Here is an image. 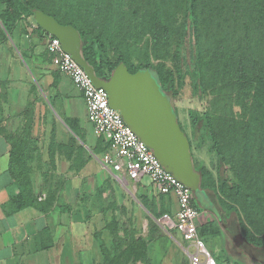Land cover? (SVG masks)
<instances>
[{
  "label": "trees",
  "instance_id": "1",
  "mask_svg": "<svg viewBox=\"0 0 264 264\" xmlns=\"http://www.w3.org/2000/svg\"><path fill=\"white\" fill-rule=\"evenodd\" d=\"M35 10L79 31L82 56L100 78L123 62L130 72L156 73L172 101L186 79L194 96L208 95L206 110L192 120L193 137L179 121L201 187L225 215H236L250 242L263 247L264 0H0V44L9 35L19 47L23 22ZM31 103L25 111L32 116ZM32 124L27 119L23 129L4 132L12 165L26 168L37 156L31 154L36 142L27 139ZM205 136L218 157L216 176L194 159ZM209 226L218 233L216 221H205L198 226L202 239ZM124 253L106 254V264H118Z\"/></svg>",
  "mask_w": 264,
  "mask_h": 264
},
{
  "label": "crops",
  "instance_id": "2",
  "mask_svg": "<svg viewBox=\"0 0 264 264\" xmlns=\"http://www.w3.org/2000/svg\"><path fill=\"white\" fill-rule=\"evenodd\" d=\"M23 24L17 34L20 46L8 37L0 49L10 50L15 59L10 58L22 74H28V92L31 82L36 84L37 95L43 98L37 111L50 115L33 119L39 156L29 159L25 168L11 164V145L4 135L23 129L22 108L14 110V96L12 102L0 104V264H106L110 248L104 250L96 238L107 237L111 224H142L144 214L152 216L153 210L175 215L177 200L172 194L158 193L149 178H121L103 165L106 144L96 136L79 90L52 64L47 35L36 28L33 16ZM17 49L21 55L16 57ZM13 70L0 65L3 95L9 84V91L14 87ZM218 212L224 225L207 210L199 211L198 217L199 227L213 220L218 225V233L211 226L203 232L217 263L263 264L253 255L264 257V245L249 240L236 245L232 234L242 233L236 215H225L219 208ZM179 239L190 264L191 246L181 235Z\"/></svg>",
  "mask_w": 264,
  "mask_h": 264
},
{
  "label": "water",
  "instance_id": "3",
  "mask_svg": "<svg viewBox=\"0 0 264 264\" xmlns=\"http://www.w3.org/2000/svg\"><path fill=\"white\" fill-rule=\"evenodd\" d=\"M33 19L37 26L59 39L62 49L84 69L95 86L107 92L109 105L120 112L125 123L152 150L162 167L190 188L194 197H199L200 206L224 225L215 196L201 187L202 176L194 167L189 138L181 128L177 110L157 74L150 69L130 72L120 62L108 78H100L82 56L81 35L75 27L61 24L41 10L33 12ZM232 236L238 246L243 242L249 244L241 232H234ZM253 256L264 264V257Z\"/></svg>",
  "mask_w": 264,
  "mask_h": 264
},
{
  "label": "built area",
  "instance_id": "4",
  "mask_svg": "<svg viewBox=\"0 0 264 264\" xmlns=\"http://www.w3.org/2000/svg\"><path fill=\"white\" fill-rule=\"evenodd\" d=\"M51 62L60 73L70 77L86 105L87 117L95 134L106 149L101 155L105 167L121 178L150 179L160 194H172L178 204L175 215L161 214L160 222L167 230H176L193 251L188 253L190 264H218L209 253L198 232L199 210L194 205L190 188L166 171L152 150L125 123L120 112L109 105L107 92L93 84L84 69L64 51L58 38L46 33Z\"/></svg>",
  "mask_w": 264,
  "mask_h": 264
},
{
  "label": "rangeland",
  "instance_id": "5",
  "mask_svg": "<svg viewBox=\"0 0 264 264\" xmlns=\"http://www.w3.org/2000/svg\"><path fill=\"white\" fill-rule=\"evenodd\" d=\"M20 22V20H19ZM9 37V35H8ZM3 36L0 34V41L3 40ZM21 52L19 49L16 50V57L17 54ZM15 59V56L12 54L10 50L0 49V65L2 64L4 70L9 68L10 70L14 68L15 70V84L14 87L9 91L11 85L6 88L7 91L6 95H3V89L0 92V104L14 102V110H19L22 108L21 112L25 120L27 119H35V118H46L49 117L48 111H46V116L41 115V112L37 111L36 106L38 105L39 108L42 104V97L37 95L36 84L31 82V93L28 92V74H22L20 68L16 66V61L12 60L11 58ZM14 65V67L12 66ZM13 70V72H14ZM22 78V79H21ZM28 93V94H27ZM13 97L11 101L10 98ZM208 95L206 98H200L199 96H194L192 94L191 86L189 84V80L186 79V83L183 86L182 90L178 93V95L173 99V104L177 110L178 120L187 131V133L192 136L193 127L191 125L192 120L196 114H201V112L205 111L208 105L207 102ZM29 102L31 103V109L33 111L32 116L26 112L25 110L28 108ZM39 103V104H37ZM44 113V111H43ZM49 114V115H48ZM32 130L28 131L27 139L31 142V146L36 142L38 145V136H33ZM27 134V133H26ZM24 136H20L18 138H23ZM201 142V147L193 149L194 159L203 163L209 170L212 171L213 175L216 176L217 170V163L218 157L215 152L209 150V137L205 136ZM34 143V146H36ZM39 148V147H38ZM32 150V149H31ZM35 152V153H34ZM32 152V156H39V152L35 149ZM36 154V155H35ZM28 157V153L26 154ZM228 176L233 178L230 171H228ZM146 179L147 177H143ZM133 192V191H132ZM199 196V195H198ZM201 201V199H200ZM195 204L198 206L200 212H203L204 209L200 206L199 197L195 198ZM163 211L156 210L150 216L149 214H144L143 218L144 221L142 224L139 222H132V223H119L118 225L111 224V229L105 231V238H96L97 245L102 246V248L108 249L110 248V252L107 254L111 256L113 253H122L125 252L123 255V259L118 264H189L188 258L186 253L183 250V242H181L180 233L174 230H167L163 227L162 223L160 222V217ZM146 215V216H145ZM171 234L175 238V242L170 237ZM169 235V236H168ZM136 241V244H135ZM205 245L210 253L214 254L212 248L207 244L206 239L204 238ZM185 248V247H184ZM190 250L193 251V248L190 247ZM217 259V258H216ZM218 260V259H217ZM124 262V263H123ZM220 264V261H218Z\"/></svg>",
  "mask_w": 264,
  "mask_h": 264
}]
</instances>
